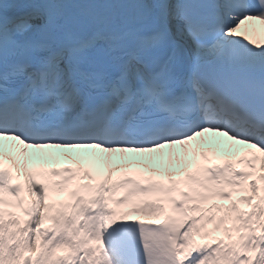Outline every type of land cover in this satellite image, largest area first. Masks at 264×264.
I'll return each mask as SVG.
<instances>
[{
  "label": "snow or ice",
  "instance_id": "snow-or-ice-1",
  "mask_svg": "<svg viewBox=\"0 0 264 264\" xmlns=\"http://www.w3.org/2000/svg\"><path fill=\"white\" fill-rule=\"evenodd\" d=\"M68 6L26 0L10 16L0 0V264H264V44L242 30L258 22L264 39V0H77L74 14ZM176 37L191 41V57L178 55ZM205 133L242 154L166 185L124 174L73 187L89 171H28L26 162L20 183L4 164L6 141L19 156L176 145L186 154ZM60 192L71 202H45ZM238 193L249 211L237 207ZM212 198L230 203L200 208ZM136 213L156 221L115 219Z\"/></svg>",
  "mask_w": 264,
  "mask_h": 264
},
{
  "label": "bare ground",
  "instance_id": "bare-ground-1",
  "mask_svg": "<svg viewBox=\"0 0 264 264\" xmlns=\"http://www.w3.org/2000/svg\"><path fill=\"white\" fill-rule=\"evenodd\" d=\"M76 2H77V0H69L68 12L70 14H74L75 13L76 9L73 7V5ZM5 4L7 6L12 7V8L14 7L15 9H17L19 7L18 4H17V0H7ZM244 29H247V34L249 36H251L254 39H256L255 34H256L257 31L260 30L259 23L258 22L248 23V24L242 26V30H244ZM253 29L256 30L255 33L253 32ZM257 36H259V33H257ZM260 42H262L261 39H260ZM191 49H192V45H191ZM211 59L212 58L210 56L205 57V62L210 61ZM196 147H197V144L196 143H193L192 144V142H191L190 145L188 146L187 153L185 154V151H184V147L183 146H180V145L173 146L172 149H169V154L171 153V161H169V157H168V165H173V164L179 163L180 161H181L180 163H184L185 158H187L188 152L194 150ZM16 151H18V148L16 149ZM59 151L60 150H57V149L54 150V149H51V148L50 149L37 150V151H36V149H34L32 151V155H36L37 152H38V153H41V157L44 160H46V161H53V160L54 161H57L59 158H56L55 159V157H56V153L59 152ZM96 151L97 152H100L98 149H96ZM63 152H64V150H63ZM9 153L13 154L11 152V150L9 151ZM160 153L162 155L163 149L159 150V153L158 154L155 153V152L151 153V154H153V156L151 154H150V156L152 158L154 157V155L156 157L157 156L158 157H161ZM15 154L18 156V153L17 152ZM116 154L117 153H112V154L103 153V156L106 157V158H108V157L109 158L110 157H115V158H120L121 159V160H117L116 159V160H114L112 162H109L108 163L109 166H112L113 167V166H116L118 164H122L123 162L126 163L127 161H140V162H143L145 165L150 166V161H148V156L147 155H145V160H141V159L134 160V159H129V157L126 156L125 153L123 155L120 154L118 157H117ZM22 157H24V156H22ZM159 160H160V158H159ZM158 165L159 164L156 163V164L152 165L151 167L157 168ZM174 169H171V170L174 171ZM100 180L101 179H98L96 182L98 183ZM237 207L239 208V210L241 212H247V211L250 210V206L247 203L237 202ZM203 209L206 210L208 208H203ZM196 214H199V213H196ZM205 214H207V213L205 212ZM133 215L134 216L136 215V217H138L140 219L150 220V219H153L154 218V216L146 215L144 213H136V214H133ZM217 215H219V213H217ZM49 224H50V221H45V224L43 226H48ZM225 226L231 228L232 227V224H231V222H229ZM208 227L211 228L212 226L211 225H208ZM223 235L224 234H223L222 231L213 233V236H215V237H221V238H223ZM231 235H232L233 238H235L236 235H237V233L233 232ZM200 242H204V241H201L200 240ZM66 252H67V249H63L62 248V249H57L55 254L56 255H64ZM249 254H251V253H249ZM25 255H34V253L26 252Z\"/></svg>",
  "mask_w": 264,
  "mask_h": 264
},
{
  "label": "rangeland",
  "instance_id": "rangeland-1",
  "mask_svg": "<svg viewBox=\"0 0 264 264\" xmlns=\"http://www.w3.org/2000/svg\"><path fill=\"white\" fill-rule=\"evenodd\" d=\"M259 28H260V25H259ZM259 31L256 32L255 36H256V39L260 42V38H259V36H257V33H259ZM261 41L262 42H260V43L264 44V39H261Z\"/></svg>",
  "mask_w": 264,
  "mask_h": 264
}]
</instances>
